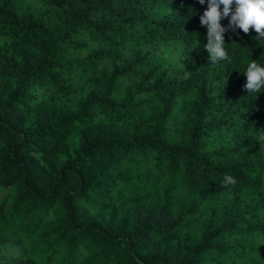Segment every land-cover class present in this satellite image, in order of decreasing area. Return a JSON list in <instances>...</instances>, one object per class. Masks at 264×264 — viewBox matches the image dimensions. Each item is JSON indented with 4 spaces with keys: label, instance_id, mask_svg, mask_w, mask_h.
Here are the masks:
<instances>
[{
    "label": "trees",
    "instance_id": "1",
    "mask_svg": "<svg viewBox=\"0 0 264 264\" xmlns=\"http://www.w3.org/2000/svg\"><path fill=\"white\" fill-rule=\"evenodd\" d=\"M207 7L0 0V264H264V40Z\"/></svg>",
    "mask_w": 264,
    "mask_h": 264
},
{
    "label": "clouds",
    "instance_id": "2",
    "mask_svg": "<svg viewBox=\"0 0 264 264\" xmlns=\"http://www.w3.org/2000/svg\"><path fill=\"white\" fill-rule=\"evenodd\" d=\"M205 2L206 0H199L201 5ZM207 3V9L200 16V23L207 29V43L204 48L209 53L211 65L229 59L224 38L225 32L229 29L235 31L238 28L245 34L254 30L258 34L254 39L258 42L264 40V0H207ZM233 4H235L234 11ZM221 5H223L222 10ZM229 16L230 21L226 28L221 24V20ZM257 61L249 62L243 72L247 78L243 87L248 95L259 93L264 89V66ZM187 76L186 73V78ZM259 145V150L264 152V143ZM235 184V178L230 175H226L222 181V187L235 186Z\"/></svg>",
    "mask_w": 264,
    "mask_h": 264
}]
</instances>
